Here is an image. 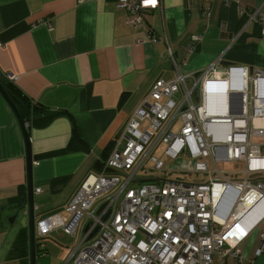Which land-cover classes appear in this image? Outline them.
I'll return each mask as SVG.
<instances>
[{
	"label": "crops",
	"instance_id": "obj_1",
	"mask_svg": "<svg viewBox=\"0 0 264 264\" xmlns=\"http://www.w3.org/2000/svg\"><path fill=\"white\" fill-rule=\"evenodd\" d=\"M249 8L264 15V0H161L134 27L115 0H0V74L32 111L23 119L35 222L101 168L156 79L173 77L176 67L195 74L218 57L220 73L229 65L264 72L262 24L242 13ZM194 36L200 40L183 62ZM42 109L58 114L42 124V115L33 120ZM26 175L23 132L0 93V264H29ZM263 231L264 219L240 241L242 261L226 264H264V243L255 255ZM54 232L63 234L47 236Z\"/></svg>",
	"mask_w": 264,
	"mask_h": 264
},
{
	"label": "built area",
	"instance_id": "obj_2",
	"mask_svg": "<svg viewBox=\"0 0 264 264\" xmlns=\"http://www.w3.org/2000/svg\"><path fill=\"white\" fill-rule=\"evenodd\" d=\"M115 1L134 27L161 3ZM232 1L239 0H224ZM245 10L264 33V15ZM199 40L194 36L186 45L183 62ZM219 60L195 74L176 67L173 77L152 83L101 168L86 174L63 207L36 220L40 254L44 238L58 230L73 240L63 264L242 261L240 241L264 219V146L253 141L264 136V75L238 65L220 73ZM158 147L161 156L154 154ZM162 155L187 156L191 166L169 167ZM147 161L153 175L136 180ZM227 162L230 169L220 166ZM263 243L264 231L255 255Z\"/></svg>",
	"mask_w": 264,
	"mask_h": 264
},
{
	"label": "rangeland",
	"instance_id": "obj_3",
	"mask_svg": "<svg viewBox=\"0 0 264 264\" xmlns=\"http://www.w3.org/2000/svg\"><path fill=\"white\" fill-rule=\"evenodd\" d=\"M253 141L257 143L264 142V137H255L253 138ZM154 154L157 156H161L162 147H158L154 151ZM162 159L169 167H174L177 165L187 169L189 168V166H191V160L187 156H181L178 159L169 160L166 156L162 155ZM220 166L230 169L233 166V164L227 162L224 164H220ZM150 169H151L150 162L147 161L145 163V170L143 172L137 173L136 180L139 179V175H142L145 178L151 177L153 173L150 172L151 171ZM170 175L175 177L177 174L171 173ZM181 176L186 180L194 179L193 174L190 175L184 174ZM44 242L46 246L48 245V248L45 250L47 253L40 255L41 251L38 250V255L36 256V264H63L69 252L71 251L73 245V240L71 238L67 237L66 235L60 234L58 232L52 233L50 237L46 236L44 238ZM229 258L233 259L231 256H227V259Z\"/></svg>",
	"mask_w": 264,
	"mask_h": 264
},
{
	"label": "water",
	"instance_id": "obj_4",
	"mask_svg": "<svg viewBox=\"0 0 264 264\" xmlns=\"http://www.w3.org/2000/svg\"><path fill=\"white\" fill-rule=\"evenodd\" d=\"M258 72L263 71L257 70ZM252 73V70H249ZM0 93L12 109L14 115L16 116L20 127L23 132L25 146H26V187H27V209H28V240H29V264H36V248H35V220L33 214V187H32V159L30 154V147L28 141V135L26 127L29 125L25 123L24 119L20 115L17 107L10 99L8 94L5 92L3 86L0 83Z\"/></svg>",
	"mask_w": 264,
	"mask_h": 264
},
{
	"label": "trees",
	"instance_id": "obj_5",
	"mask_svg": "<svg viewBox=\"0 0 264 264\" xmlns=\"http://www.w3.org/2000/svg\"><path fill=\"white\" fill-rule=\"evenodd\" d=\"M0 83L3 86L5 92L8 94V96L10 97V99L13 101V103L15 104V106L17 107V109L19 110L22 118L26 119L28 118V115H31L30 111V107L29 106L30 102L28 100H26L23 95L18 94V90L15 89V87H13V85L11 84V82L2 74H0ZM35 112H33L34 114ZM58 114V112H53V111H47V110H40L38 115H35L33 117V120L35 119H41L40 115L43 116V123L42 124H46L48 121H50L52 118H54L56 115ZM32 120V119H31ZM22 201H25V197L23 195V197L21 198ZM36 255H38V249L36 248Z\"/></svg>",
	"mask_w": 264,
	"mask_h": 264
},
{
	"label": "snow or ice",
	"instance_id": "obj_6",
	"mask_svg": "<svg viewBox=\"0 0 264 264\" xmlns=\"http://www.w3.org/2000/svg\"><path fill=\"white\" fill-rule=\"evenodd\" d=\"M155 0H146V3H154Z\"/></svg>",
	"mask_w": 264,
	"mask_h": 264
}]
</instances>
